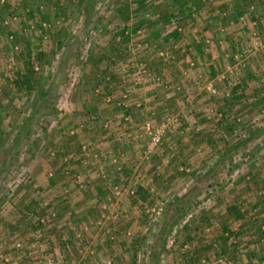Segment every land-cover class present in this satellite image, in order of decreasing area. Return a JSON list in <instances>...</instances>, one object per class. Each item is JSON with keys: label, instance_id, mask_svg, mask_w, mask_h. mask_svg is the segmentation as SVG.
<instances>
[{"label": "rangeland", "instance_id": "obj_1", "mask_svg": "<svg viewBox=\"0 0 264 264\" xmlns=\"http://www.w3.org/2000/svg\"><path fill=\"white\" fill-rule=\"evenodd\" d=\"M0 264H264V0H0Z\"/></svg>", "mask_w": 264, "mask_h": 264}, {"label": "trees", "instance_id": "obj_2", "mask_svg": "<svg viewBox=\"0 0 264 264\" xmlns=\"http://www.w3.org/2000/svg\"><path fill=\"white\" fill-rule=\"evenodd\" d=\"M235 213H236V216L240 215V212L238 211V209L237 210L235 209Z\"/></svg>", "mask_w": 264, "mask_h": 264}]
</instances>
